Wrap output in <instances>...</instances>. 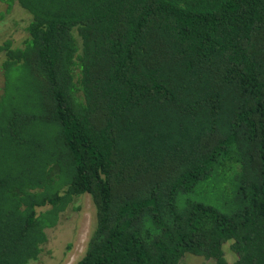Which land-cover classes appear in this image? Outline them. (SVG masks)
<instances>
[{
    "label": "trees",
    "instance_id": "obj_1",
    "mask_svg": "<svg viewBox=\"0 0 264 264\" xmlns=\"http://www.w3.org/2000/svg\"><path fill=\"white\" fill-rule=\"evenodd\" d=\"M3 1L0 264L82 194L76 264H264V0Z\"/></svg>",
    "mask_w": 264,
    "mask_h": 264
},
{
    "label": "rangeland",
    "instance_id": "obj_2",
    "mask_svg": "<svg viewBox=\"0 0 264 264\" xmlns=\"http://www.w3.org/2000/svg\"><path fill=\"white\" fill-rule=\"evenodd\" d=\"M30 14L18 3L9 6L0 0V45L12 39L20 45L27 36L26 27ZM4 53L0 51V94L3 86L1 68ZM96 221V208L89 194H82L77 201L61 213L58 223L47 229V240L36 264H76L85 254L87 243ZM230 261L236 260L230 243L224 246ZM181 264H214L211 259L186 253Z\"/></svg>",
    "mask_w": 264,
    "mask_h": 264
}]
</instances>
